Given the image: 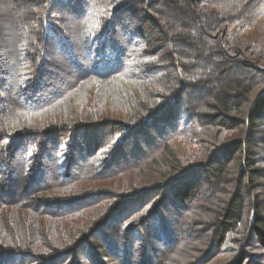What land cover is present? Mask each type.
<instances>
[{
    "label": "trees",
    "instance_id": "obj_1",
    "mask_svg": "<svg viewBox=\"0 0 264 264\" xmlns=\"http://www.w3.org/2000/svg\"><path fill=\"white\" fill-rule=\"evenodd\" d=\"M0 264H264V0H0Z\"/></svg>",
    "mask_w": 264,
    "mask_h": 264
},
{
    "label": "rangeland",
    "instance_id": "obj_2",
    "mask_svg": "<svg viewBox=\"0 0 264 264\" xmlns=\"http://www.w3.org/2000/svg\"><path fill=\"white\" fill-rule=\"evenodd\" d=\"M261 23H262V20H261ZM176 147H177V149H178V151H179V153H180L181 155H184V154H185V150H184L182 144H176Z\"/></svg>",
    "mask_w": 264,
    "mask_h": 264
}]
</instances>
